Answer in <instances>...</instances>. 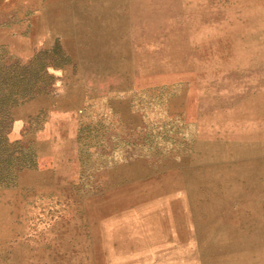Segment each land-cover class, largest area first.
Listing matches in <instances>:
<instances>
[{
    "label": "rangeland",
    "instance_id": "1",
    "mask_svg": "<svg viewBox=\"0 0 264 264\" xmlns=\"http://www.w3.org/2000/svg\"><path fill=\"white\" fill-rule=\"evenodd\" d=\"M0 121V264H264V0H0Z\"/></svg>",
    "mask_w": 264,
    "mask_h": 264
},
{
    "label": "trees",
    "instance_id": "2",
    "mask_svg": "<svg viewBox=\"0 0 264 264\" xmlns=\"http://www.w3.org/2000/svg\"><path fill=\"white\" fill-rule=\"evenodd\" d=\"M29 69H30V66H29ZM20 83H23L26 89H27V85H28V87L31 91L29 93H19L17 90V86H13V88L7 94L8 96L6 97V100L8 102H11L10 104L12 106L16 105L20 99H29V98L33 97L35 94V92H34V94L32 93L33 88H35V86H42V85H37L38 83L33 82L32 77L28 73L22 75ZM41 84H44V82ZM44 86H46V85H44ZM38 88L40 89V91L38 89V92L43 91L42 87H38ZM3 124L4 123L2 121H0V132H2V130H3Z\"/></svg>",
    "mask_w": 264,
    "mask_h": 264
}]
</instances>
